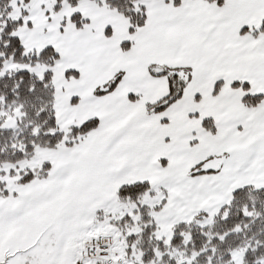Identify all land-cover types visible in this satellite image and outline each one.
I'll return each mask as SVG.
<instances>
[{
    "label": "snow or ice",
    "instance_id": "obj_1",
    "mask_svg": "<svg viewBox=\"0 0 264 264\" xmlns=\"http://www.w3.org/2000/svg\"><path fill=\"white\" fill-rule=\"evenodd\" d=\"M264 264V0H0V264Z\"/></svg>",
    "mask_w": 264,
    "mask_h": 264
},
{
    "label": "rangeland",
    "instance_id": "obj_2",
    "mask_svg": "<svg viewBox=\"0 0 264 264\" xmlns=\"http://www.w3.org/2000/svg\"><path fill=\"white\" fill-rule=\"evenodd\" d=\"M220 264H223V260H222V257L220 258Z\"/></svg>",
    "mask_w": 264,
    "mask_h": 264
},
{
    "label": "trees",
    "instance_id": "obj_3",
    "mask_svg": "<svg viewBox=\"0 0 264 264\" xmlns=\"http://www.w3.org/2000/svg\"><path fill=\"white\" fill-rule=\"evenodd\" d=\"M222 260H223V257H222Z\"/></svg>",
    "mask_w": 264,
    "mask_h": 264
}]
</instances>
